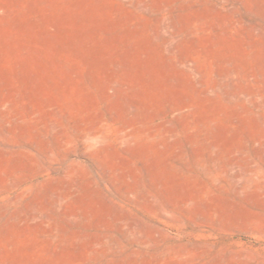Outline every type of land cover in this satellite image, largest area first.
Instances as JSON below:
<instances>
[{"label":"rangeland","instance_id":"obj_1","mask_svg":"<svg viewBox=\"0 0 264 264\" xmlns=\"http://www.w3.org/2000/svg\"><path fill=\"white\" fill-rule=\"evenodd\" d=\"M0 264H264V0H0Z\"/></svg>","mask_w":264,"mask_h":264}]
</instances>
